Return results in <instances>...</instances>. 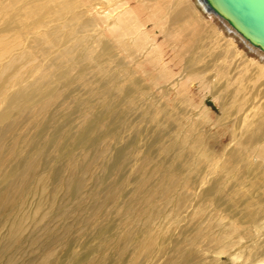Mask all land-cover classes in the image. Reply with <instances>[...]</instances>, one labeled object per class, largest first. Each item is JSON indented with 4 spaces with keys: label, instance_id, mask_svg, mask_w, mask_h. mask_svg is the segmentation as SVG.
I'll list each match as a JSON object with an SVG mask.
<instances>
[{
    "label": "bare ground",
    "instance_id": "bare-ground-1",
    "mask_svg": "<svg viewBox=\"0 0 264 264\" xmlns=\"http://www.w3.org/2000/svg\"><path fill=\"white\" fill-rule=\"evenodd\" d=\"M145 4L153 5L148 17L138 11ZM211 9L206 0L2 1L0 33L8 36H0V214L33 182L45 190L49 180H61L79 193L98 153L78 150L114 139L102 147L106 160L128 127L125 119L109 130V120L137 115L138 128L152 129L165 141L161 151L179 161L166 167L144 156L127 164L120 148L108 172L131 165L133 192L121 200L122 175L98 210L115 205L126 241L146 264H203L210 254L240 251L243 240L249 253L230 257L264 264V52ZM158 29L174 43L172 65L154 37ZM74 120L70 150L57 137L43 142L48 130ZM28 149L38 154L20 165ZM50 156L79 178L45 171ZM167 206L178 220L156 224ZM222 207L241 211L219 214ZM23 230L13 225L12 243Z\"/></svg>",
    "mask_w": 264,
    "mask_h": 264
},
{
    "label": "rangeland",
    "instance_id": "rangeland-1",
    "mask_svg": "<svg viewBox=\"0 0 264 264\" xmlns=\"http://www.w3.org/2000/svg\"><path fill=\"white\" fill-rule=\"evenodd\" d=\"M2 1L4 0H0V3ZM151 10H153V5L149 8L148 4L138 6L140 15L148 17ZM147 27L153 29L156 27V23L150 19ZM153 33L160 44L164 43L163 46L166 49L164 59L167 63L171 65L176 63L172 54V49L175 47L174 43L166 39L165 31L158 29L154 30ZM0 36L6 37L8 35L0 33ZM4 97L5 94L0 97V100ZM207 103L218 114L220 113V109L216 107L211 97L207 98ZM135 116L137 117V115H134L130 120L124 116H115L109 120V130H114L120 124L122 125L125 119L128 127L126 129L122 127L121 134L118 136L121 140H117V144L110 150L108 157L106 156V160L102 158V150L105 144L109 145L116 141L114 139L99 140L95 145L85 148V151L78 150V154L81 152H85L86 155L87 152L90 153L89 155L98 153L96 162L89 168L90 171L86 175L87 177H84V187L79 193L67 191L61 186V180H49L45 190L42 188L35 189V182H33L34 189L31 192L27 193L14 208L0 214V264H146L143 262L142 257L136 254L140 252L136 251L137 245H135V242L126 241L124 229L121 227L122 220L116 213L115 205H105L103 210H98L101 202L105 200L104 197L109 188L117 182H123V180L120 181L123 179L122 175L127 177L125 179L127 186L123 185L121 200L126 196L129 197L130 193L133 192L131 188L132 175H130L133 168L131 165L127 169L123 168L122 172H108L109 165L114 163V158L117 156L114 154L120 152L122 147L127 153V164L134 162L137 165L140 161L139 158L144 156L154 161V163L166 167H175L176 162L179 161L174 160V157H172L173 152L165 154L164 151H161V146L165 141H156L152 136V129L144 124L141 127L144 126L145 129L138 128L139 122ZM75 122L77 121L74 120L69 125H60L64 126L63 128L57 126L54 130H48L45 133L47 136L44 135L43 142L45 137H57L56 139L60 141L62 148L70 150L69 143L77 131L74 128ZM49 148L48 145L46 150ZM119 149L120 151H118ZM28 150L27 156L19 161L20 165L28 162L32 156L38 154L35 151ZM53 158V156L49 157L48 167L45 166V171L54 169L53 171L58 172L60 174L59 178H62V180L79 176L75 170L67 168L64 165L65 163L56 162V158ZM45 171L41 170L38 174L43 176ZM79 196L81 197L79 198ZM195 204L189 205L190 208L193 209ZM173 208L174 206L171 208L167 206V210L165 209V212H163L166 216L158 219L156 224H169L178 220L177 217L169 216ZM223 210L226 215H234L236 212L241 211V208L228 209L222 207L217 212L220 214ZM44 215H46V219H43ZM224 222L228 223V220H224ZM15 223H20L22 230L24 227L23 239L19 243H12L9 237L10 230ZM208 223L210 221L205 222V224ZM262 234L264 235V230ZM247 246L246 241L243 240L241 242L243 249L241 248L240 251H231L220 258L210 254L208 255V261L203 262V264H213L216 258H219L218 264H242L241 261L233 260L230 254L241 252L243 256H246L250 251L249 246ZM207 253L209 254V252Z\"/></svg>",
    "mask_w": 264,
    "mask_h": 264
},
{
    "label": "water",
    "instance_id": "water-1",
    "mask_svg": "<svg viewBox=\"0 0 264 264\" xmlns=\"http://www.w3.org/2000/svg\"><path fill=\"white\" fill-rule=\"evenodd\" d=\"M206 1L240 37L264 52V0Z\"/></svg>",
    "mask_w": 264,
    "mask_h": 264
}]
</instances>
